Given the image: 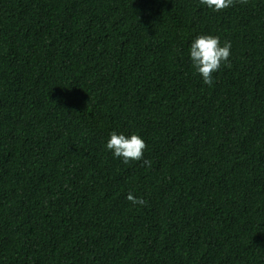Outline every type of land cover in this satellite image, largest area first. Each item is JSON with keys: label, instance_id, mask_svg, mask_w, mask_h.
<instances>
[{"label": "trees", "instance_id": "obj_1", "mask_svg": "<svg viewBox=\"0 0 264 264\" xmlns=\"http://www.w3.org/2000/svg\"><path fill=\"white\" fill-rule=\"evenodd\" d=\"M0 264H264V0H0Z\"/></svg>", "mask_w": 264, "mask_h": 264}, {"label": "clouds", "instance_id": "obj_2", "mask_svg": "<svg viewBox=\"0 0 264 264\" xmlns=\"http://www.w3.org/2000/svg\"><path fill=\"white\" fill-rule=\"evenodd\" d=\"M247 5L248 0H200V4L207 6L215 12H220L234 4ZM231 43L224 42L221 46L220 38L214 35H200L190 45V58L195 71L200 75L204 84L211 86L214 83L213 74L221 66L230 67ZM145 141L136 134L125 136L115 132L110 133L106 148L115 158L122 159L124 164L142 161V166L151 168L152 161L144 159ZM126 199L133 205H146L143 198L134 197L129 193Z\"/></svg>", "mask_w": 264, "mask_h": 264}]
</instances>
